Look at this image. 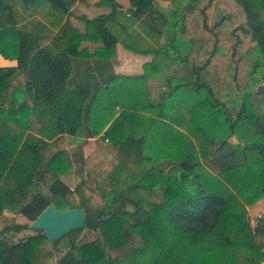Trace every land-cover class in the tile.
I'll return each mask as SVG.
<instances>
[{
    "label": "trees",
    "instance_id": "trees-1",
    "mask_svg": "<svg viewBox=\"0 0 264 264\" xmlns=\"http://www.w3.org/2000/svg\"><path fill=\"white\" fill-rule=\"evenodd\" d=\"M128 1L124 18L115 0L95 3L104 12L88 11L87 0H0V42L5 43L0 54L16 61L0 68V211L8 208L33 221L51 203L72 208L67 198L76 194L84 229L95 234L78 242L80 229L51 242L29 224L5 226L0 264H45L56 252L62 253L56 264H264V216L254 225L247 216V207L264 200V84L259 86L264 72L256 78L258 68L264 71V18L253 0H234L242 20L228 33L234 40L225 60L219 33L231 14L222 10L221 0H168L162 10L153 0ZM18 2L24 12L45 3L55 7L60 25L52 37L55 50L40 46L43 34L18 26ZM127 21H140L149 35L166 43L138 49L123 38L125 29L116 31ZM83 41L102 43L94 54L100 58H109L117 42L133 53L153 54L145 74L180 64L188 75L167 74L166 88L148 101L144 76H96L107 63L76 72ZM244 46L263 56L247 71L245 52H239ZM22 84L25 93L19 95ZM29 110L45 116L42 128L49 120L54 124L48 139L102 133L119 153L106 176L107 189L99 196L83 182L71 189L61 179L72 172L69 154L59 150L45 158L44 140L27 138L17 157L5 160V147L11 154L19 147ZM128 111L149 114L154 124L129 138L135 125L125 127L134 116ZM130 155L136 157L130 161ZM132 163L139 174L121 179ZM122 201L132 210L119 205ZM124 225L139 235L143 248L124 251Z\"/></svg>",
    "mask_w": 264,
    "mask_h": 264
},
{
    "label": "crops",
    "instance_id": "crops-1",
    "mask_svg": "<svg viewBox=\"0 0 264 264\" xmlns=\"http://www.w3.org/2000/svg\"><path fill=\"white\" fill-rule=\"evenodd\" d=\"M98 1L99 0H87V3L89 4L88 11L96 12L98 10L99 11L101 10L102 12H104L106 9H103V8L98 7L96 10L95 3ZM115 1L120 5L119 12L124 13V12H121L123 5L121 4L120 0H115ZM157 1H159V0H157ZM157 1L153 0V2H157ZM14 8L16 10L15 11L16 15H19L20 17H22V21L18 23V26L23 24L24 25L23 30L28 28V29L32 30V32H38L40 34H43L44 37L40 41V46L41 47H48L49 44H46V43L48 42V39L52 40V38H51V35H47V34H51L52 31L57 32L59 27H60V25L58 23V21H59L58 20V14H57L55 7H52L51 5L45 3L44 5L39 6L36 10H34L33 13H32V10H30V9H27L26 12H24L22 6L18 2V3H15ZM42 14H44L43 17L48 16L50 18L48 20V23H46L45 21H43L40 18ZM30 15L34 16V20H30ZM38 16H40V17H38ZM121 16L122 15L120 14V17ZM125 17H128V15H126V13H125ZM24 22L26 24H24ZM32 22H33V24H32ZM134 24H135V22L134 23L128 22V24H126L123 28H122V26H116V29H117L116 31H119V32L125 31L124 33H126V31L128 29H130L129 25L133 26ZM4 26L5 25L2 24V31H4ZM80 27L83 28V25L81 24ZM122 29H125V30L123 31ZM146 31L148 32L147 28L143 30V32L145 34H147ZM146 36H148V35H146ZM123 38H125L124 34H123ZM126 41H127V39H126ZM131 43H133V42H131ZM134 43L136 45V42H134ZM0 44L4 46L5 43L3 41H1ZM147 44H149V46H145L144 49H148V50H154V49L158 48L159 46L164 45L163 42H158L155 38L153 39V41H148ZM102 47H103L102 43H93V42H89V41L81 42L77 48V52H79L78 53L79 56L77 57V61L75 64L76 72H79L83 75L85 73V71L87 69H89V67L94 68V65L102 66V65H105L107 63L109 65V67H107L106 70H102V71L100 70V72H99V70H96L94 72V74L96 76H98L99 74L100 75L105 74L108 76L111 72H113V74L116 76H122V77H127V78H135V77H139V76H144V81H143L144 83L143 84L145 85V87L143 89H145L146 91H149L148 93H146V94H148V96L146 97V99L148 101H152L154 99L155 95H157L158 93H160V91H162L166 88L165 83H163V85L161 87H159V89L157 90V94L154 92L156 89L155 82L157 81V79L159 81V79L162 78V80H163V78H164V82H166L165 78H166L167 74H164L163 72L159 73V71L150 72L149 74H145V68L144 67H145V65L152 62V60L154 59L153 54H147V55L136 54V53H133V52L125 49L121 42H117V44L115 45V48H114V53H112V51H109V53H110L109 58H106V57L100 58L98 56H94V54L97 53V51L100 50ZM50 48L53 50L56 49L54 47L53 43L51 44ZM137 48L143 50L140 47H137ZM111 53H112V55H111ZM91 56H94V57H91ZM15 65H16V61L14 59H9L7 56L0 54V68L6 69V68L14 67ZM22 83H23V81H22ZM24 93H25V88H24V84H22V87L19 89V95H24ZM1 109H2V111H7L8 108L4 106ZM29 111H30V113L26 118L27 127H26V129L23 128L24 129L23 130V137L19 140V147L16 150H14L12 154L8 150V147H5L7 149L6 151L9 152V154L7 152L4 153L6 155L4 158H5V160H7L9 162L14 160L17 157L16 155H17V152H18L20 146L22 145V143L27 138H32L34 142L36 140H44L47 143H49V145L55 143V140L61 139L62 141L67 142V143H71V144L72 143L83 144L85 146L84 148H86V149L89 148L90 146L94 145L96 140L102 141V139H101L102 133H100L99 135H95L93 137H89V138H86V137H83L80 135L69 136L67 134H60V135H55L54 137L47 139V138H45V136H43L41 134L42 124L43 125L46 124L45 116L44 115L42 116V114L37 110H29ZM128 112L131 114L133 113L134 116L132 119L130 118L131 120H129V119L126 120L125 127L127 128V126H128V128H129L130 127L129 125H131V123H133L135 125V127H134L135 131L129 132V136H130L129 138H135L136 135L139 134V132H141L143 129L149 127L148 125L154 124L152 121H150L149 118H152V117L149 114H146V113L141 112V111H128ZM131 114H130V116H131ZM143 116H145V118H143ZM127 117H129V116H127ZM141 118H143L145 120V122L142 121ZM106 126L104 128H106ZM47 127H48V129L53 130L54 124H51V122L49 120ZM138 137H139V135H138ZM15 140H17V139H15ZM103 143H104V145H111V143L108 141L103 142ZM8 144H9V141H8ZM84 152H85V149H84ZM8 155L10 157H8ZM133 157L135 158L136 156L130 155L129 160L130 161L133 160L134 159ZM19 158H22V157L20 156ZM115 159L117 161L119 160L118 151H117V156ZM115 165L116 164H110V166H112V168ZM132 165H133V167H131V169L132 168L135 169L137 167L133 163H132ZM70 174H72V173H70ZM123 174L124 173H121V176H120L121 179L123 177ZM69 175L64 176L62 179H64V178L67 179L68 178L67 176H69ZM30 223H31V221H27V219H25L23 216L14 213L13 211H11L8 208H4L0 211V231L5 226H8V225H13V224L23 225V224H30ZM131 232H132L130 235L132 238L131 240L134 242V244L137 243L136 244L137 247H135L133 243L131 244V247L134 246L135 248H140V247L143 248L144 247L143 240L135 232H133V231H131ZM94 238H95V234L92 231L84 229L80 235L78 242H86V241H90ZM125 242H126V244H129L128 240H125ZM61 255H62V253L56 252L54 254V256L47 258L45 264H56L57 259ZM27 258H30V256H27Z\"/></svg>",
    "mask_w": 264,
    "mask_h": 264
},
{
    "label": "rangeland",
    "instance_id": "rangeland-1",
    "mask_svg": "<svg viewBox=\"0 0 264 264\" xmlns=\"http://www.w3.org/2000/svg\"><path fill=\"white\" fill-rule=\"evenodd\" d=\"M157 1V0H156ZM254 1V5L256 10L258 11V13L260 14V16H262L264 18V0H253ZM122 6V10L121 12H124V14L126 13V15H128L129 17V13H128V9H129V1L128 0H120ZM157 5V8L159 9H165L167 8L168 5V0H159L157 2H155ZM221 3L224 5L225 4V9L222 7V10H224V12L228 11L231 14V20L230 21H226L222 27L221 32L219 33V37L221 39H223V42L220 43V47H221V55H223V59L227 60L228 59V55H229V48L231 47L234 38L232 36H229V31L235 27L239 22H241L242 20V14L240 13V8L238 7V5L235 4L234 0H221ZM51 5V4H49ZM52 6V5H51ZM53 7V6H52ZM39 15V14H38ZM44 14L38 17H40L43 21H45L46 23H48V20L50 19L48 16L43 17ZM126 18V17H124ZM75 24L76 21H74ZM126 25V24H125ZM77 26H81V25H77ZM129 28L126 33L124 34L125 38L127 39L128 42H136L137 47H140L142 49L145 48V46H149V44H147L148 41H153V37L149 35V33L146 31L147 34H145L143 32L145 28L144 24L140 23V21L135 22V24L133 26L129 25ZM195 28V24L192 27V30ZM199 29V28H198ZM189 31H191V27L189 26ZM56 32H53L51 34H47V35H51L55 36ZM148 35V36H146ZM128 36H130L129 38H127ZM157 40V39H156ZM158 42H163V44L166 43V40L163 38L160 41L157 40ZM52 40L48 39V42L46 44H49L48 47L50 48ZM138 42V43H137ZM142 43V44H141ZM141 44V45H140ZM140 45V46H139ZM247 45V44H246ZM245 47V46H244ZM242 47L240 49V53L245 52L244 53V57H243V70L247 71L248 69H250V65L252 62L254 61H262L263 56L256 51L255 49H253V47ZM51 49V48H50ZM221 57V56H220ZM222 58V57H221ZM179 65V66H178ZM176 66H173L172 68H170V70L166 69L164 70V74H174V75H178V76H182V75H186L187 71L186 70H181V66L180 64H178ZM243 71V74H245V72ZM256 73V78H261V74L264 72L262 71L261 68H258ZM188 75V74H187ZM223 76L222 73L220 75V77ZM164 83V78L162 80L157 79V81L155 82V93L157 94V90L159 89V87H161ZM264 81H261L260 85H263ZM164 87V86H163ZM41 134L43 136H45V138L51 134V130L47 128H42L41 130ZM48 139V138H47ZM189 139L191 140V142L194 144L195 148H197V150H200V143L196 140V138H194L193 136L189 135ZM232 141L234 140V138L231 139ZM103 142H107L106 140H96L95 144L90 146L89 148H84L85 146L83 144H74V143H67L62 141L61 139H57L55 140V143L49 145V147L43 151L42 155L45 158H49L51 155H53L55 152L59 151V150H63L65 152H67L70 156V160L72 162V174H70L69 176H67L68 178H64L62 179L65 183L68 184V186L71 189H74L80 182H83L86 186H88L89 188L94 190V194L95 196H99L100 195V190L103 191L106 188V183H108L107 181V174L111 171L112 166H110V164H117L118 161L115 159L117 156V149L111 144V145H104ZM85 149V152H84ZM200 154V153H199ZM117 161V162H116ZM116 162V163H115ZM133 167L132 164H127L126 166V170L123 172V177L124 178H128L131 180V177L134 175H138L139 171L138 168L136 167L135 169L132 168ZM147 167L144 168L147 169ZM167 170V169H165ZM42 189H46V187L44 185H42ZM142 194H144V191H141ZM94 203H96V200L93 201ZM67 204L70 207H77L79 204V199L78 196L76 194H73L71 196H69L67 198ZM121 206H123L124 209L126 210H132V206L128 205L126 203H124L123 201L119 204ZM248 209V219L251 223V225H254L259 218V216H264V200H260L257 203H255L252 206L247 207ZM9 226V225H8ZM123 233H124V238L125 240H128L129 244L124 245V251L128 252L134 249H139V248H135L137 247L136 244H134V242L131 240V230L127 227V225H124L123 227ZM84 230V228H83ZM83 230L81 231V233L83 232ZM88 230V229H87ZM80 234H78V239L80 238ZM134 244L133 247H131V244ZM130 247V248H129ZM134 248V249H133ZM142 248V247H140ZM29 259V258H27Z\"/></svg>",
    "mask_w": 264,
    "mask_h": 264
},
{
    "label": "water",
    "instance_id": "water-1",
    "mask_svg": "<svg viewBox=\"0 0 264 264\" xmlns=\"http://www.w3.org/2000/svg\"><path fill=\"white\" fill-rule=\"evenodd\" d=\"M29 227L43 231L49 241L55 242L71 231L83 229L85 212L78 206L61 210L51 203L31 221Z\"/></svg>",
    "mask_w": 264,
    "mask_h": 264
},
{
    "label": "built area",
    "instance_id": "built-area-1",
    "mask_svg": "<svg viewBox=\"0 0 264 264\" xmlns=\"http://www.w3.org/2000/svg\"><path fill=\"white\" fill-rule=\"evenodd\" d=\"M259 218H261V216H259Z\"/></svg>",
    "mask_w": 264,
    "mask_h": 264
}]
</instances>
